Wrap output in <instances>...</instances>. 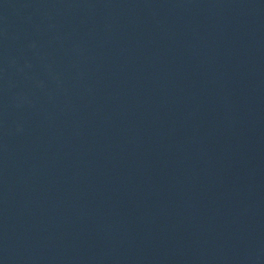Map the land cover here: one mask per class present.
Returning a JSON list of instances; mask_svg holds the SVG:
<instances>
[{"label": "water", "instance_id": "water-1", "mask_svg": "<svg viewBox=\"0 0 264 264\" xmlns=\"http://www.w3.org/2000/svg\"><path fill=\"white\" fill-rule=\"evenodd\" d=\"M264 201V0H0V264H169Z\"/></svg>", "mask_w": 264, "mask_h": 264}]
</instances>
